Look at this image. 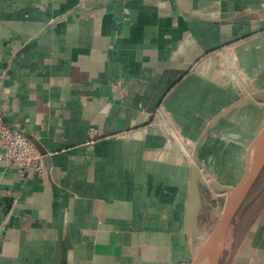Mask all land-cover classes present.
Segmentation results:
<instances>
[{"label":"crops","instance_id":"crops-1","mask_svg":"<svg viewBox=\"0 0 264 264\" xmlns=\"http://www.w3.org/2000/svg\"><path fill=\"white\" fill-rule=\"evenodd\" d=\"M0 115L42 155L0 162V264H191L192 166L236 185L264 125V0H0Z\"/></svg>","mask_w":264,"mask_h":264},{"label":"water","instance_id":"water-1","mask_svg":"<svg viewBox=\"0 0 264 264\" xmlns=\"http://www.w3.org/2000/svg\"><path fill=\"white\" fill-rule=\"evenodd\" d=\"M197 164L191 168L190 182L187 196L186 228L187 234L192 235L198 225L201 210V185L204 180L199 168L202 163L197 159ZM264 169V125L255 135L247 147L244 158V169L241 179L236 185H220L216 182L215 188L219 192H229L227 205L212 228L211 232L200 245L191 264H219L221 253L234 221L241 218L243 213L259 197L264 189V182L250 196L252 188Z\"/></svg>","mask_w":264,"mask_h":264},{"label":"rangeland","instance_id":"rangeland-1","mask_svg":"<svg viewBox=\"0 0 264 264\" xmlns=\"http://www.w3.org/2000/svg\"><path fill=\"white\" fill-rule=\"evenodd\" d=\"M200 173L202 174V176H204V185H201L200 187L202 197V212L200 213L198 218V225L192 233V238L195 246L201 245L208 234L211 232L212 228L224 211L230 195L229 192H219L213 187V185L211 184V179H214V176H206L202 169H200ZM230 173L231 172L226 171L220 172L222 177L226 176L227 179H230ZM263 182L264 169L257 179L248 197H250L261 186ZM263 208L264 189L259 197L254 201V203L251 204L250 207L243 213L241 218L237 221H234V223L231 225L221 253L219 264L236 263V259L234 258L235 254H232L231 247L239 245L245 235L244 233L249 229L253 217Z\"/></svg>","mask_w":264,"mask_h":264},{"label":"built area","instance_id":"built-area-1","mask_svg":"<svg viewBox=\"0 0 264 264\" xmlns=\"http://www.w3.org/2000/svg\"><path fill=\"white\" fill-rule=\"evenodd\" d=\"M42 155L33 141L20 130L7 125L0 115V162L17 167L24 178L42 170Z\"/></svg>","mask_w":264,"mask_h":264},{"label":"trees","instance_id":"trees-1","mask_svg":"<svg viewBox=\"0 0 264 264\" xmlns=\"http://www.w3.org/2000/svg\"><path fill=\"white\" fill-rule=\"evenodd\" d=\"M233 254V253H232Z\"/></svg>","mask_w":264,"mask_h":264}]
</instances>
